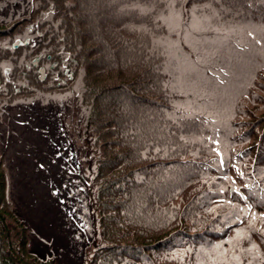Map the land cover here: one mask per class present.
Segmentation results:
<instances>
[{"label":"trees","instance_id":"1","mask_svg":"<svg viewBox=\"0 0 264 264\" xmlns=\"http://www.w3.org/2000/svg\"><path fill=\"white\" fill-rule=\"evenodd\" d=\"M22 7L0 11V117L80 77L99 235L87 264H264V0ZM178 20L189 30L181 49ZM32 26L38 40L14 48ZM242 97V118L228 117ZM0 237L5 264H56L30 244L1 150Z\"/></svg>","mask_w":264,"mask_h":264},{"label":"rangeland","instance_id":"2","mask_svg":"<svg viewBox=\"0 0 264 264\" xmlns=\"http://www.w3.org/2000/svg\"><path fill=\"white\" fill-rule=\"evenodd\" d=\"M26 1L31 0H0V11L7 7L20 12ZM185 28L178 20V35L172 38L177 49L189 34ZM36 29L28 27L25 33L36 39ZM80 85L77 77L65 93L38 91L16 99L5 105L0 117L8 194L27 219L32 248L48 259L56 257V264H87L99 240L94 197L88 194L96 171L94 134L84 129ZM250 102L242 97L238 103H226L224 110L228 117L242 118ZM3 251L0 237V254Z\"/></svg>","mask_w":264,"mask_h":264},{"label":"water","instance_id":"3","mask_svg":"<svg viewBox=\"0 0 264 264\" xmlns=\"http://www.w3.org/2000/svg\"><path fill=\"white\" fill-rule=\"evenodd\" d=\"M30 41V38L27 37L25 40H22L21 38H16L13 42V47L16 48L17 46L19 45H23V44H27L29 43ZM34 66H37L38 67V71H39V78L41 80H43L46 76V73H45V67L43 65L39 66V59L37 57H35L33 60H32ZM56 65V62H54L52 64V66H55ZM66 73L70 75V77H73L71 73L68 72V70H66ZM0 261L2 262V264H5L3 258H2V255L0 254Z\"/></svg>","mask_w":264,"mask_h":264},{"label":"snow or ice","instance_id":"4","mask_svg":"<svg viewBox=\"0 0 264 264\" xmlns=\"http://www.w3.org/2000/svg\"><path fill=\"white\" fill-rule=\"evenodd\" d=\"M261 216L264 217V214H261ZM253 247H255V246H253Z\"/></svg>","mask_w":264,"mask_h":264}]
</instances>
